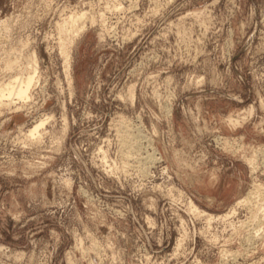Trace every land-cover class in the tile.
<instances>
[{"label":"rangeland","instance_id":"374dc122","mask_svg":"<svg viewBox=\"0 0 264 264\" xmlns=\"http://www.w3.org/2000/svg\"><path fill=\"white\" fill-rule=\"evenodd\" d=\"M35 62L0 108V264H264V0H0V81Z\"/></svg>","mask_w":264,"mask_h":264},{"label":"bare ground","instance_id":"6f19581e","mask_svg":"<svg viewBox=\"0 0 264 264\" xmlns=\"http://www.w3.org/2000/svg\"><path fill=\"white\" fill-rule=\"evenodd\" d=\"M85 19H86L85 13H82V14L74 13V14L70 15L68 18L62 20V22H60L58 24V30H59V32H60L59 34L61 36L60 37L61 40L59 39L61 41L60 47H61L62 54L65 58V67L67 69L69 67L68 45H70L72 43L75 36L84 27ZM8 66L12 68L11 65H8ZM37 70L38 69H37V65L35 62V65H33L31 67V70H28L26 73H13V71L11 70L7 79L0 81V108L6 107V106L8 107L11 105H16L17 103H19L18 101H20V103L24 104L25 102H27L28 100H30L32 98V89H33L35 82H36V79H37ZM44 125H45V120H41L39 123H35V125H33V127L29 128L27 130V132L22 133V134H24L23 137L27 141H32V142L37 141V143H38V141H40V139H42L45 136L44 131H42V128ZM124 136H126V135H124ZM37 143H35V144H37ZM22 144H24V143H22ZM126 144H128V143L126 142ZM133 144H135L134 146L136 147V143H133ZM130 145L133 147L132 144H130ZM36 150H38V149H36ZM133 150H135V149L133 148ZM129 151L132 152V149ZM150 156H152V155H150ZM250 162H248V163H250ZM39 166H41V165H39ZM252 196H253V192H250L247 195V197H245V199L242 200L241 202H246V203L251 202ZM14 259H16V258H14Z\"/></svg>","mask_w":264,"mask_h":264}]
</instances>
